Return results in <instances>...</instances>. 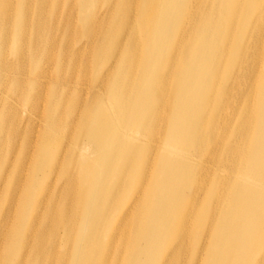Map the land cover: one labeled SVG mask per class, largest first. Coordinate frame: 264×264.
I'll list each match as a JSON object with an SVG mask.
<instances>
[{"label":"bare ground","instance_id":"obj_1","mask_svg":"<svg viewBox=\"0 0 264 264\" xmlns=\"http://www.w3.org/2000/svg\"><path fill=\"white\" fill-rule=\"evenodd\" d=\"M30 2L0 0V264H264V0Z\"/></svg>","mask_w":264,"mask_h":264},{"label":"rangeland","instance_id":"obj_2","mask_svg":"<svg viewBox=\"0 0 264 264\" xmlns=\"http://www.w3.org/2000/svg\"><path fill=\"white\" fill-rule=\"evenodd\" d=\"M18 0H16V2H17ZM34 1V3L33 4H31L32 2ZM56 1L57 0H44V2H43V0H31V2H30V4H31V6H33V7H39V8H42L44 11H43V13L45 14V15H47V21H46V23H45V28L47 27V26H49V29H52V28H68L69 30H71V29H73V27L74 26H76V23L78 22V20H79V14H78V16L76 17V14H75V17H74V15L72 14L71 15V13H72V10H70L69 8L74 4V3H79V0H62V3H64V6L63 7H61V5L59 6V8L58 9H55V6H56ZM132 13V12H131ZM17 14H18V10H15V11H13V12H11V16H12V18L13 17H16L17 16ZM33 16V14H31L30 15V17H32ZM77 19V21L76 22H74L75 20ZM48 29V30H49ZM30 35H32L33 34V27H30ZM74 31V30H73ZM74 33H76V31H74ZM55 57V56H54ZM30 58V57H29ZM71 59H72V56H67V59L65 60V63L64 64H67L68 65V63L70 64V61H71ZM12 60V58L10 57V61ZM71 66V65H70ZM30 87H27L26 89H25V91H30ZM33 89V88H32ZM7 90V89H6ZM33 91H34V89H33ZM2 95H0V97H1ZM56 100V97L54 96V95H52V96H50V94L47 96V97H45L42 101H41V103H40V105H39V109H38V113L40 112V110H41V107H42V105L47 101V103H48V107H49V103L51 102V101H55ZM1 105H3L2 103H1ZM62 105H66V104H62ZM5 106H6V108H8V105L5 103ZM13 106V105H12ZM12 106H9L10 108H12ZM19 107V106H18ZM47 108V107H46ZM15 109V111H16V108H14ZM8 110H9V108H8ZM58 110L60 111V107L58 108ZM33 118V117H32ZM34 118H35V115H34ZM33 118V122H32V129L36 132V131H39L40 129H42L43 128V125L40 123V122H38L36 119H34ZM9 120H8V122H9V126L7 125V127H9V129H11L10 127H14V125L16 124V125H18V120H19V117H12V116H9V118H8ZM8 129V131H6V132H0V139H3V138H5V136L7 135V133H10V130ZM17 129H18V127H17ZM20 130H21V128H19ZM2 133V134H1ZM15 137V136H14ZM87 139V138H86ZM62 141V140H61ZM5 148L6 149H8V148H11V146H14V147H16V146H18L19 144H21V146H23V142L21 143V141L18 139V138H15V140H13V143L11 144V140L10 141H6L5 140ZM8 156H9V154H7V155H5V161L7 160V158H8ZM224 163H228V159H227V157H225L224 155H223V164ZM17 203V202H16ZM2 213L4 214V216H5V218L7 217V215L9 214V216H10V211L8 210V207H5L4 208V210H2ZM12 214V213H11ZM10 218H12V215L10 216ZM11 222H12V228H14L17 224H18V221L17 220H14V219H12L11 220ZM7 225L8 224V222H5V221H3L2 222V225ZM28 226H29V224H28V221L26 222V223H24L23 225H22V233H26V229L28 228ZM4 245V244H3ZM18 261H20V260H18Z\"/></svg>","mask_w":264,"mask_h":264}]
</instances>
